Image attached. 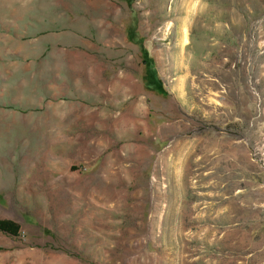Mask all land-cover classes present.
<instances>
[{
  "label": "rangeland",
  "instance_id": "1",
  "mask_svg": "<svg viewBox=\"0 0 264 264\" xmlns=\"http://www.w3.org/2000/svg\"><path fill=\"white\" fill-rule=\"evenodd\" d=\"M0 264H264V0H0Z\"/></svg>",
  "mask_w": 264,
  "mask_h": 264
},
{
  "label": "trees",
  "instance_id": "2",
  "mask_svg": "<svg viewBox=\"0 0 264 264\" xmlns=\"http://www.w3.org/2000/svg\"><path fill=\"white\" fill-rule=\"evenodd\" d=\"M0 232L11 237H17L20 232V226L8 219H0Z\"/></svg>",
  "mask_w": 264,
  "mask_h": 264
}]
</instances>
